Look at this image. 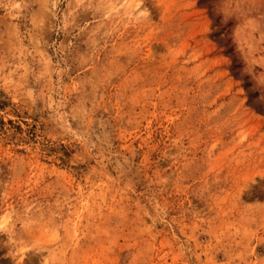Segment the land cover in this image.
<instances>
[{"label":"rangeland","instance_id":"1","mask_svg":"<svg viewBox=\"0 0 264 264\" xmlns=\"http://www.w3.org/2000/svg\"><path fill=\"white\" fill-rule=\"evenodd\" d=\"M0 264H264V0H0Z\"/></svg>","mask_w":264,"mask_h":264}]
</instances>
